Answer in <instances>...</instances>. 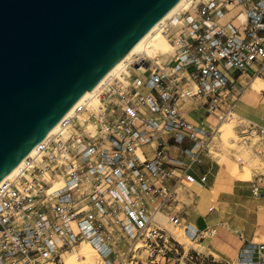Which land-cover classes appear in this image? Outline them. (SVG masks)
<instances>
[{"label":"built area","instance_id":"built-area-1","mask_svg":"<svg viewBox=\"0 0 264 264\" xmlns=\"http://www.w3.org/2000/svg\"><path fill=\"white\" fill-rule=\"evenodd\" d=\"M157 31L170 54L124 59L0 180V264H62L81 241L102 264H186L199 255L171 228L191 242L203 235L182 218L184 187L206 183L188 169L252 79H264V0H185ZM199 109L204 119L192 114ZM240 120L243 144L264 153V123ZM251 193L264 196L255 181ZM234 263L264 264V242L245 241Z\"/></svg>","mask_w":264,"mask_h":264},{"label":"water","instance_id":"water-1","mask_svg":"<svg viewBox=\"0 0 264 264\" xmlns=\"http://www.w3.org/2000/svg\"><path fill=\"white\" fill-rule=\"evenodd\" d=\"M180 0H0V180Z\"/></svg>","mask_w":264,"mask_h":264},{"label":"rangeland","instance_id":"rangeland-1","mask_svg":"<svg viewBox=\"0 0 264 264\" xmlns=\"http://www.w3.org/2000/svg\"><path fill=\"white\" fill-rule=\"evenodd\" d=\"M237 18L240 21H243L244 19L241 14L238 15ZM158 59H160V57ZM244 113L245 112H243L242 109L237 108L235 115L231 119L224 120L227 122L230 121V126L236 135V138H234L235 141L234 139L231 140V138H229L228 140H231L230 143L232 144L229 143V145L227 142L223 144L222 140L217 136H213L214 133H212V141L209 144L208 154L210 155L212 152H216L218 156H220V164L224 168V171H221L222 174H226V172L231 171L232 168L234 169L238 168V166H243L248 175H257V177L264 178V153L256 154L249 146L243 144L241 138H237L240 134L236 131V125L241 121L240 119L243 117ZM192 114L198 119H204L205 116V113L201 109L195 110ZM207 120L209 122H214V119L211 117H208ZM238 157H242L244 159L243 164H238ZM199 167L198 163H194L188 169V173L193 175L194 178L198 177L197 171ZM235 178L238 179L239 177L235 176ZM230 180L231 181L227 183L229 187L218 188L215 195L214 191H211V188L208 189L206 187V190L201 194L202 200L205 201L203 204L206 211L210 206L221 210V218L223 219V222L222 224L214 226L211 234L203 235L206 237H199L196 241L191 242L184 236L180 226L171 228V230L179 236L178 239L184 244L185 248L188 249L189 252H193V248L199 252L196 259H192L189 262L187 261L186 264H229L227 262H230L231 264L236 253V251L232 250V248L235 242L238 243L237 232L243 228V218H247L245 214L249 213V207L252 203H254L257 209H264V202L248 192L249 181L240 182L232 179ZM230 213L237 214V217L233 222L232 217L231 219H228ZM194 216L195 214L189 219H194ZM154 218L157 221H163L165 219L162 212H157ZM218 236H221L219 239L220 241H218L222 243L224 251L230 254V257L232 258L225 257L224 254H216L214 251H210L212 250L210 249L211 242L218 239ZM254 240L258 239L254 238ZM68 251H70V249Z\"/></svg>","mask_w":264,"mask_h":264},{"label":"crops","instance_id":"crops-1","mask_svg":"<svg viewBox=\"0 0 264 264\" xmlns=\"http://www.w3.org/2000/svg\"><path fill=\"white\" fill-rule=\"evenodd\" d=\"M244 95L245 94H243L241 97L242 99H240L236 104L235 111L237 108H240L243 110V112H245L243 118L257 123H264V92L261 90L259 92H253L248 96V98H243ZM196 163H198L200 166L197 171V178L204 174L206 183L209 179H211L210 187L216 191H218V188L220 187H229L227 183L231 181L230 179L240 182L249 181L248 192L250 193L252 181H255L260 189L264 191V178L257 177V175H248L246 169H244L243 166H238V168L234 169L232 168L231 171H227L226 175H224L221 173V171H224L223 166L215 160H212L208 153L207 155H201ZM235 176L239 178L237 179ZM206 183L203 184L199 182L189 184L183 189L185 193L184 208L186 209V214L182 215V218L183 220L193 224L198 230L203 231V235L211 234L214 226L222 224L223 222L220 209L214 207L212 210L206 211L204 209L203 202L205 201L202 200L201 194L206 190ZM255 197L264 202V196ZM249 209V213L245 214L247 218H243V228L237 232L238 243L235 242L232 248V250L236 251L235 258L239 248L245 241L264 242V209H257L254 203L251 204ZM194 214V219L190 220L189 218ZM228 217V219H231L232 217L233 222L237 217V214L230 213ZM203 235L200 237H206ZM220 237L221 236H218V239H215L213 242H211L210 249L212 250L210 251H214L216 254H224L225 257H230V254L224 251L222 243L219 242ZM254 238H257L258 240H254ZM235 258L231 264H235ZM227 263L230 264V262Z\"/></svg>","mask_w":264,"mask_h":264},{"label":"bare ground","instance_id":"bare-ground-1","mask_svg":"<svg viewBox=\"0 0 264 264\" xmlns=\"http://www.w3.org/2000/svg\"><path fill=\"white\" fill-rule=\"evenodd\" d=\"M185 0H180L165 16H163L155 25L154 27L145 34L142 38H140L134 46L114 65L110 71L104 76L103 79H101L98 84L92 88L91 90H87L84 92V94L78 99V101L84 99L86 96L91 94L96 90V88L101 85L104 80L112 73L116 72L118 68L122 65V61L126 59L127 57L131 56L134 52H140L142 56L140 58H148V59H158L161 56H166L171 53V45L165 38L163 34L158 32V27L162 22H164L166 19H168L182 4H184ZM264 92V79L261 77H255L250 82V85L244 92L243 98H248L249 95H251L253 92ZM243 96V95H242ZM70 108L66 112L68 114L70 112ZM230 121H222L220 124L217 125V127L214 130V135L217 136L219 139L222 140L223 144L227 142V144L230 143L231 140L236 138V135L233 132V129L230 126ZM58 127V122L50 129V131L47 133V136L52 133L56 128ZM231 138L229 141L228 139ZM239 138V137H237ZM212 141V138H211ZM210 141V142H211ZM235 141V139H234ZM239 141V140H238ZM226 144V145H227ZM232 144V143H230ZM229 144V145H230ZM225 145V146H226ZM35 147L32 148L28 153L27 156L32 154ZM210 158L212 160H215L220 164V156L216 152H212L210 155ZM254 163V162H253ZM15 168L13 167L5 176V178L11 176L14 173ZM226 175V174H224ZM210 182L211 179H209L206 183V188L210 189ZM214 191V195L217 193L216 190ZM208 204V203H207ZM213 208V206H210ZM180 228V227H179ZM184 236L187 238V235L184 233L183 229L181 228ZM174 233V232H173ZM182 234V235H183ZM174 235L179 238L177 234L174 233ZM188 239V238H187ZM76 247V248H75ZM70 251L66 250L61 254V261L62 264H102L100 263L96 258V253L94 249L90 246V244L87 241H81L78 245H76Z\"/></svg>","mask_w":264,"mask_h":264}]
</instances>
